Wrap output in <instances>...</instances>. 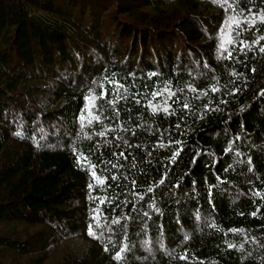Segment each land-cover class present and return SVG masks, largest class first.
<instances>
[{"label": "trees", "instance_id": "16d2710c", "mask_svg": "<svg viewBox=\"0 0 264 264\" xmlns=\"http://www.w3.org/2000/svg\"><path fill=\"white\" fill-rule=\"evenodd\" d=\"M251 13L264 0H0V264H264Z\"/></svg>", "mask_w": 264, "mask_h": 264}, {"label": "snow or ice", "instance_id": "6c2138e0", "mask_svg": "<svg viewBox=\"0 0 264 264\" xmlns=\"http://www.w3.org/2000/svg\"><path fill=\"white\" fill-rule=\"evenodd\" d=\"M213 2H216V0H213ZM225 2H227V0H225ZM250 16L252 18H249V17H245L244 18V21L251 24V25H255L257 21H261L262 23H264V14H259V13H251ZM230 19V26L231 24H239L240 21L239 20H235L234 18H229ZM241 46H243V43L241 44ZM221 47H223V44L221 45ZM262 51H264V48L261 49ZM229 56H231V53H229ZM150 75L152 76H155L156 73H151ZM110 83H118V82H115V81H110ZM120 88L123 87V85H119ZM213 91H217V89L213 88ZM117 94H119V90L117 89ZM157 96L161 95V93L157 92L155 93ZM107 96V90H102L100 92V98L103 99L104 97ZM90 99H94V97L90 96V95H85L83 97V100L85 102V107L87 108L88 107V101ZM110 105L113 103V101H107ZM168 107H170V105L166 106L163 111L167 113L168 111ZM184 108H187L188 105L187 104H184L183 105ZM84 109H81V111H83ZM152 110L153 112H156L158 110L157 106L156 105H152ZM81 119L83 120V116L81 117ZM95 120L99 121V116H96L94 117ZM89 123H91V120L89 121ZM101 135H103V133H100ZM16 135H19V133H16ZM176 143H179L178 141ZM161 147H164V145H161ZM120 155H124L123 153H120ZM176 155L177 153H173L172 154V159H175L176 158ZM76 160H77V163L79 164L81 162V157L77 156L76 157ZM93 176H95V173H93ZM89 187H91V185H89ZM152 189L149 188V191H151ZM255 195H259V193H254ZM256 213H251V215H255ZM229 231H239V230H236V229H230ZM89 234L91 235L92 234V228L91 226H89ZM188 237L185 236V239H187ZM228 247H233V245L229 244ZM117 258H119L120 256V253H117ZM181 259H184V257H181Z\"/></svg>", "mask_w": 264, "mask_h": 264}]
</instances>
